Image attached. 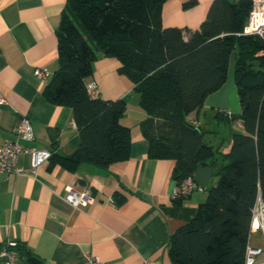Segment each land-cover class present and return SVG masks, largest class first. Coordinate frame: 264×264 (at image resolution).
Wrapping results in <instances>:
<instances>
[{"label": "trees", "instance_id": "16d2710c", "mask_svg": "<svg viewBox=\"0 0 264 264\" xmlns=\"http://www.w3.org/2000/svg\"><path fill=\"white\" fill-rule=\"evenodd\" d=\"M164 1L66 0L57 29L58 67L43 93L50 103L71 108L80 144L57 160L75 172L81 165L107 167L129 158L130 129L120 123L126 100L93 98L86 89L96 57L118 58L147 114L140 128L149 157L174 161L175 185L193 176L201 161L218 166L217 183L204 189L195 215L170 236L172 263L244 264L252 207L258 196L264 199V37L242 32L251 0H212L195 30L164 27ZM232 53L240 104L235 119L243 129L232 130L218 162L219 146L207 143L206 132L187 115L226 81ZM215 117L231 119L220 110ZM16 249L23 257L21 244ZM24 260L40 264L33 254Z\"/></svg>", "mask_w": 264, "mask_h": 264}, {"label": "crops", "instance_id": "0c3cea01", "mask_svg": "<svg viewBox=\"0 0 264 264\" xmlns=\"http://www.w3.org/2000/svg\"><path fill=\"white\" fill-rule=\"evenodd\" d=\"M188 1L193 3L186 6ZM211 2L165 0L162 25L198 29ZM65 3L0 0V97L5 100L0 104V145L18 140L22 145L54 149L53 156L34 174L7 176L0 171V247L7 240L21 244L24 255L18 257L19 264H26L24 256L30 254L39 258L40 264H85L89 255L112 264H144V258L173 264L168 252L170 236L195 215L206 193L195 189L180 203L172 198L169 186L174 161L149 157L148 141L140 128L147 114L134 83L120 72L118 58L96 57L86 82L94 83L103 99L126 100L120 123L130 129L129 158L107 167L81 165L75 172L57 160L79 146V132L71 108L50 103L43 93L46 83L33 71L41 67L53 73L58 67L57 29ZM216 111L203 105L187 119L201 127L200 114L208 115L211 126L225 127L219 143L211 144L222 148L216 153L219 162L229 149L232 130H242L243 125L240 119L218 120ZM21 117H28L33 125L35 138L31 142L15 134ZM203 130L204 139L217 132ZM18 164L27 168L28 156H19ZM217 167L213 166L207 186ZM70 187L90 189L87 206L67 202ZM121 197L124 200L119 202ZM247 242L264 245V234L250 230Z\"/></svg>", "mask_w": 264, "mask_h": 264}, {"label": "built area", "instance_id": "2783aa9c", "mask_svg": "<svg viewBox=\"0 0 264 264\" xmlns=\"http://www.w3.org/2000/svg\"><path fill=\"white\" fill-rule=\"evenodd\" d=\"M244 34H257L264 37V0H251V8L243 26ZM34 75L43 83H47L53 74L46 68L36 67L33 71ZM88 94L95 98L98 91L94 83L86 84ZM5 100L0 97V104ZM196 125L195 121H191ZM15 134L18 138L26 141H33L35 138L33 125L28 117H21L16 124ZM54 149L47 147H34L32 145H22L18 140L6 141L0 145V171L7 176L9 174L22 175L34 174L36 169L48 161L52 156ZM28 156L29 165L27 168L18 164V158L21 155ZM195 189L202 190V187L196 184L193 176L186 177L179 185L173 187L171 196L173 199L184 196L187 197ZM90 189L88 187L82 190L68 188L65 199L68 203L75 207H85L89 203ZM250 230H260L264 234V199L257 197L253 207L250 221ZM18 242L15 240H7L0 247V263L1 264H19L18 253L16 250ZM144 264H160L159 262L143 259ZM85 264H112L101 260L97 256L89 255ZM244 264H264V245H253L247 242L245 246Z\"/></svg>", "mask_w": 264, "mask_h": 264}, {"label": "water", "instance_id": "95a60500", "mask_svg": "<svg viewBox=\"0 0 264 264\" xmlns=\"http://www.w3.org/2000/svg\"><path fill=\"white\" fill-rule=\"evenodd\" d=\"M204 105L225 112L232 120L240 113V104L235 86V54L232 53L229 61L228 77L223 85L216 91L208 94L204 100ZM213 171V166L206 162L201 161L197 164L193 180L196 184L205 189L210 176ZM174 186V181L170 183L169 191L171 192Z\"/></svg>", "mask_w": 264, "mask_h": 264}, {"label": "rangeland", "instance_id": "374dc122", "mask_svg": "<svg viewBox=\"0 0 264 264\" xmlns=\"http://www.w3.org/2000/svg\"><path fill=\"white\" fill-rule=\"evenodd\" d=\"M200 120H201L202 129H215L217 131L215 134L209 137H205V141L207 143L217 145L224 136L225 127H223L222 125H219V126L215 125V127L211 126L210 120L208 119V115L200 114ZM217 180H218V177L216 174H214L210 180L209 186L215 185L217 183ZM203 192L207 194L206 191H203Z\"/></svg>", "mask_w": 264, "mask_h": 264}]
</instances>
